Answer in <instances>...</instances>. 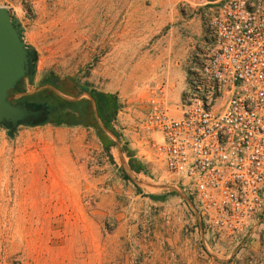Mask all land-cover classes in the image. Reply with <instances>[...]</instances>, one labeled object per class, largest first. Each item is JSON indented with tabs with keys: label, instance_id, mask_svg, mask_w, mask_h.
Segmentation results:
<instances>
[{
	"label": "rangeland",
	"instance_id": "obj_1",
	"mask_svg": "<svg viewBox=\"0 0 264 264\" xmlns=\"http://www.w3.org/2000/svg\"><path fill=\"white\" fill-rule=\"evenodd\" d=\"M211 1L135 0L133 7L140 5L147 9V3H153L152 11L148 15L146 10L136 15L121 14L115 17V23L121 27L118 33H102L96 30L102 24V17L90 12L95 7V0H0V6L6 7L17 19L23 40L34 47L35 53L31 73L9 91L12 101L46 103L50 109L47 120L52 123L53 120L74 121L58 116L55 99H87L93 108V118L101 125L97 112L98 94L111 95L117 99L120 110L125 107L126 123H122L123 114L120 115L121 124L119 122L117 129L124 145L127 144L125 138H132V128L139 124L140 111L133 98L134 83L164 80L170 85V78L167 80L161 71L176 59L183 64L191 43L200 34L196 31L199 26L201 28L203 12ZM122 2L125 1L119 0ZM147 25L152 27L150 43L168 33L173 38L178 36V43L163 41L159 46L146 47L150 50L144 73L134 70L135 73L125 81L126 88L115 87L108 76L102 75L103 71L114 67L112 60L116 61L120 56L119 50H124L125 58L131 59L134 55L128 52L135 51V46L111 47V35H118L121 43L144 36L147 41ZM144 29V32L139 31ZM137 50L143 52V47ZM152 70L159 73L150 75ZM173 84L176 89L171 95L172 105L178 99L183 74L174 79ZM99 103L105 105L106 101L102 98ZM108 105L112 107L111 101ZM118 112L113 124L118 122ZM24 126L18 125L12 133L0 126V264H147V252L126 256V251H122L103 255L95 239L85 240L81 236L83 232L98 230L96 225L90 228L80 222L81 216L90 213L85 201L87 194L80 189L81 182L73 181L75 189L72 191L54 190L53 186L63 182L59 173L73 169L71 160L76 155L72 153L73 156L67 158L60 148L54 147L52 159L41 158L40 153L45 155L48 148L43 144L44 138L38 133H21ZM156 165L161 172L160 183L176 182L175 176L162 164ZM141 179L153 183L147 178ZM160 183L153 185L162 186ZM130 224H136V220ZM114 226L115 223L106 220L99 225V230L106 232ZM142 230H147V223H137L133 234L147 242ZM200 242L195 264H264V223L257 226L242 244L230 248L207 238Z\"/></svg>",
	"mask_w": 264,
	"mask_h": 264
},
{
	"label": "built area",
	"instance_id": "obj_2",
	"mask_svg": "<svg viewBox=\"0 0 264 264\" xmlns=\"http://www.w3.org/2000/svg\"><path fill=\"white\" fill-rule=\"evenodd\" d=\"M182 67L174 105L166 81L134 83L131 136L175 176L204 239L230 248L264 223V0L211 1Z\"/></svg>",
	"mask_w": 264,
	"mask_h": 264
},
{
	"label": "crops",
	"instance_id": "obj_3",
	"mask_svg": "<svg viewBox=\"0 0 264 264\" xmlns=\"http://www.w3.org/2000/svg\"><path fill=\"white\" fill-rule=\"evenodd\" d=\"M95 1V7L91 8L90 12L102 17V24L96 29L102 33H118L121 27L115 23V17L121 14H141L145 10L148 15L153 7L151 2L147 3V9L141 8L140 5L133 7L136 5L135 0H124V3H119V0ZM107 17L110 18L106 19ZM145 30L139 31L144 32ZM200 31L199 26L196 33H200ZM151 32L152 27L147 25V41L144 36L127 43L119 42L118 35H111V47L122 49L129 45L135 46V51L128 52L129 55H134L131 59H126L123 55L124 50H119L120 56L116 61L112 60L114 67L108 71L105 69L103 71L102 75L108 76L115 87L120 85L121 88H126L125 81L129 79L132 73H135L134 70L140 74L144 73L150 50L148 48L146 50V47L149 45L150 47L159 46L163 41L166 43L170 41L178 43L179 41L178 36L173 38L168 33L150 43L149 35ZM103 37L105 38L104 35ZM140 47H143V52L137 50ZM170 65L166 66L161 73L165 74L167 80L170 78V85H168L172 95L176 89L173 80L182 77L183 68H181L180 59H176ZM142 68L143 72L141 71ZM147 72L149 73L150 70L147 69ZM156 73L159 72L152 70L150 75ZM109 91L111 92V90ZM126 117L127 115L123 114L121 119L124 122L122 123H126ZM119 122L118 118V122L114 123L118 132H120L117 129ZM24 127L25 129L21 130V133H38L41 138H44L42 139L43 144L47 145L48 148L45 155L40 153L41 158L52 159L55 154V151L52 150L54 147L60 148L64 155H67V158L72 157V153L76 155V158L72 157L71 160L73 169H65L59 173L63 182L59 185L53 184L54 190L59 188L72 191L75 189L72 182H81L80 189L87 194L85 201L90 213L81 216L80 222H85L90 228L92 225H96L95 228L98 229L94 233L83 232L81 236L85 240L95 239L103 255L122 251H126V256L137 252H147V264L196 263V257L200 251V241L204 240L200 231V219L196 212L190 209L185 193L180 192L175 183L168 185L160 183L161 172L159 173L156 163L147 160L146 143L135 138H125L128 141L126 148L133 154L134 165L137 164L131 166L130 156L123 150L125 141L122 140V136L120 135L118 138L106 130V133L114 141L109 147L112 160L109 159L107 164L101 161L98 171H93L95 165L90 166L89 162H92L93 157L95 160L98 159L100 149L107 152L94 127L54 125L50 122ZM141 177L147 178L153 183H160L162 186H155L149 181H144ZM134 219L136 224L147 223V227L151 229L147 242H142L137 236H134L136 224H130ZM106 220L112 221L115 226L113 229L103 232L99 230V225Z\"/></svg>",
	"mask_w": 264,
	"mask_h": 264
},
{
	"label": "water",
	"instance_id": "obj_4",
	"mask_svg": "<svg viewBox=\"0 0 264 264\" xmlns=\"http://www.w3.org/2000/svg\"><path fill=\"white\" fill-rule=\"evenodd\" d=\"M34 58V47L23 40L17 19L0 6V126L11 133L20 124L38 125L50 114L46 103L13 102L9 94L22 77L31 73Z\"/></svg>",
	"mask_w": 264,
	"mask_h": 264
},
{
	"label": "trees",
	"instance_id": "obj_5",
	"mask_svg": "<svg viewBox=\"0 0 264 264\" xmlns=\"http://www.w3.org/2000/svg\"><path fill=\"white\" fill-rule=\"evenodd\" d=\"M46 98H53L52 96H47ZM99 102L102 101V98L105 99L106 104L100 105L98 102L97 112L99 114V117L101 119L102 124L99 125L97 121L93 118V108L91 107V103L87 99H83L80 101H69L66 99H55V102L57 103V113L59 117H69L71 119H74V121L70 122H62L60 120H53L52 123L54 125H83V126H92L95 128L98 136L100 137L101 142L103 143L105 149L107 150L109 154L110 160H112V156L109 152V147L114 143L113 139L110 138V136L106 133V130L113 133L116 137H120V134L115 129L113 120L120 108V104L118 103L117 99L111 95L99 93L98 94ZM109 101L112 103V107L108 105ZM36 103L37 102H32ZM90 118L92 119V122L89 121ZM48 122V120L39 123L43 124ZM27 126H33L30 124H24ZM11 133V132H10ZM123 150L126 151V153L130 156V164L131 166H135L134 162L132 160V152L129 151L126 148V144L123 145ZM137 167V166H136ZM139 169V168H138ZM137 169V170H138Z\"/></svg>",
	"mask_w": 264,
	"mask_h": 264
},
{
	"label": "flooded vegetation",
	"instance_id": "obj_6",
	"mask_svg": "<svg viewBox=\"0 0 264 264\" xmlns=\"http://www.w3.org/2000/svg\"><path fill=\"white\" fill-rule=\"evenodd\" d=\"M31 69H32V65H31Z\"/></svg>",
	"mask_w": 264,
	"mask_h": 264
}]
</instances>
